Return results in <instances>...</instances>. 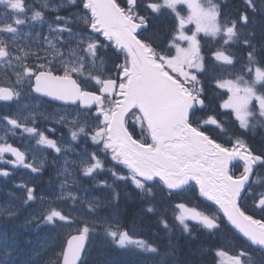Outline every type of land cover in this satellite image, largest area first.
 <instances>
[{"label":"snow or ice","instance_id":"6c2138e0","mask_svg":"<svg viewBox=\"0 0 264 264\" xmlns=\"http://www.w3.org/2000/svg\"><path fill=\"white\" fill-rule=\"evenodd\" d=\"M3 0H0L2 3ZM75 3V0H71ZM226 3L227 0H222ZM247 2V0H246ZM85 3V7H86ZM254 7V6H253ZM156 11V9H153ZM158 14V13H157ZM37 16L40 13L36 14ZM220 13L219 5L212 6V16L208 21L206 27L199 29L203 31L206 36H211L213 41L220 40V44L212 51L211 58L217 65H223L230 67L235 64V56L231 55L228 51V47L235 44L234 37H237L238 33L236 30V21H233L231 26L226 27L222 32L218 24ZM144 21L142 27L148 28L149 22L144 17H141ZM241 22L247 23L248 16L246 13L241 14ZM22 23V21L13 19L8 25H0V33H11L13 34V40L18 39V32L16 24ZM254 33H250L253 35ZM220 35L223 39H220ZM175 33L173 34L172 40L168 42L169 47L173 46L176 39ZM181 40L187 39L189 48L195 47V55L189 54L186 59V63L189 68H195L196 73L203 74L206 71L205 55L203 54V46L199 40L197 33L192 32L190 36H180ZM249 41L244 40L243 44L247 46ZM86 51L90 55H96V43L90 42L87 46ZM187 53L188 49H184ZM253 51L255 48L253 47ZM23 53V50L21 49ZM13 59L19 61L20 56L11 54ZM27 57V53H23ZM10 52L6 46L2 45L0 41V67H3L5 63L11 65L12 59H8ZM249 61L251 63L246 66V71L253 75L251 83L247 79L244 80V84L241 85L239 80H230L227 77L223 81L215 79L214 83L221 90L233 91L234 96V107L237 111L238 119L240 120V126L242 128L248 127V118L254 115L264 119V95H259L257 92L258 88L264 87V64H261L259 60L250 51L247 53ZM22 72H13L16 77L14 82L7 84H0V101L12 102L13 105H18L21 98V89L16 85H21L27 82L28 92L30 96L37 99V106L40 101H48L54 104L63 105L65 107H78L81 109L91 108V101L85 99V95L88 89L84 87L83 80L89 79V75L84 72V65H64L62 68H53L52 62L49 61L47 64L42 62L33 61L31 64L25 59L20 65ZM196 73H191L193 79L199 82V77ZM96 83L100 82L99 77L93 78ZM239 79H244L243 77ZM27 105H24L26 107ZM95 114V113H94ZM5 120H8L11 124L18 123L17 120L5 116ZM59 121H57L58 123ZM74 122V121H73ZM23 127V125H20ZM29 132L38 131L35 128H29ZM49 131L54 129L49 128ZM83 131V128L80 129ZM72 138L76 139V132H71ZM39 144L54 148L58 153L60 148L56 146V142L51 138L47 137L44 133L40 134ZM24 153H21L23 156ZM264 161V157H260ZM30 166V165H29ZM43 164H41V168ZM100 167L99 161L94 164H88L86 161H82L80 168L81 174L85 177L90 176L95 168ZM67 171V169H65ZM33 171H40V169L33 168ZM148 180L151 181L152 177L149 176ZM67 183V182H64ZM64 183L61 187H64ZM73 184H78V181H73ZM183 183H187L184 181ZM134 187L141 192L142 197L147 193L148 196L154 195L151 188H147L144 183L136 181L133 178ZM99 186V185H97ZM165 191L169 196L173 195L174 192L179 191L181 183H166L163 185ZM204 196V192L199 193ZM251 195V189L241 185L237 200L236 207L239 208L241 214L249 219L255 220L258 225L264 226V213L258 217L255 213L250 214L245 208V200ZM38 198L45 199V197H38L36 189L34 187H28L26 193V199L24 204L35 202ZM50 201H63L69 200L71 207H76V200L79 196L76 193H64L57 195L56 197H47ZM96 203L85 202L84 212H71L65 210L63 207H57L55 203H50L49 207L45 208L40 216H33V219H38L40 224L45 225L49 228L55 229V233L52 239L45 245V249L50 250L49 256L45 260L44 264H90L89 254L92 248L97 243V238L101 237L117 251H128L135 250L144 252L146 254H157L158 248L151 245L144 237L139 236L137 228V220L125 216L120 209L117 207L119 204V192L113 189V195L110 201L103 203L99 202V197H93ZM254 206L257 210L264 209V194L259 195V199L254 201ZM172 215L175 221L183 228L185 232L190 230V225L187 221H193L201 224L205 229L213 231L220 226L218 223L220 217L212 218L205 214L202 210L188 206L183 201L173 202ZM144 211L148 214H154L156 208L154 205H146ZM223 219L228 225L235 229L254 249H258L264 253V239H260L251 232L241 228L239 224L226 212H221ZM160 223L162 227L169 228L167 221L160 217ZM169 231L171 229L169 228ZM205 248L204 251H208ZM213 252V264H245V258H248V264H251V257L247 250L241 248L235 255L226 253L221 248L211 249ZM39 255V253L34 254ZM108 264H112L109 261ZM160 264H164V258H161Z\"/></svg>","mask_w":264,"mask_h":264},{"label":"rangeland","instance_id":"374dc122","mask_svg":"<svg viewBox=\"0 0 264 264\" xmlns=\"http://www.w3.org/2000/svg\"><path fill=\"white\" fill-rule=\"evenodd\" d=\"M157 1V0H156ZM258 4V0H251L255 4ZM82 0H75V3L71 2V0H34V3L31 5H27L24 0H3L2 5L0 6V25H8L10 21L13 19L22 21V23L16 24L15 27H17L18 32L16 35H18V39L13 40V34L11 33H0V41H2V45H15V49L10 50V56L8 59H12V64L9 65L7 63L4 64L3 67H0V84H7L10 81L14 82L16 77L13 75V72H22V69L20 65L23 63L25 59L29 61L31 59V56L38 60H33L35 62H42V63H48L51 61L54 63L53 68H62L64 65H84V72L85 74L89 75V79L83 80V85L85 88H90V90H93L92 88L98 87L100 85V82H102L105 77H110L112 75H117L115 73L117 71V66L114 63L112 67L103 66L104 60L102 61V55L104 54L103 50L108 51V47L103 44L101 41L100 35H97L96 33L91 32L90 28L95 24V21L90 20L89 16L85 13H82L83 5L80 3ZM260 2V1H259ZM151 4V0H136V6L135 10L139 12V22H142L141 17H144L145 19L150 18V11L146 9V5ZM161 6H159V13L155 15L153 18L148 20L149 22V28L144 33H141V38L144 39V44L149 45L154 51L162 50L165 52L169 58L166 60L165 64L170 67V69L173 72H180L182 75H185L186 71H189V75L191 73H195V68H189L188 64L186 63L187 56L189 54L195 55V47L194 51H192L191 48H188L187 46L183 45L184 42L188 41L187 39L181 40L180 36H190L192 32H199L201 33L199 29L206 27L205 22L202 23V20H200L204 15V10H198V6L196 5V11L191 12L190 11V19H193V21H185V22H179L178 20H174L171 22L169 27V22L165 19V15L161 11ZM260 3H259V11L261 9ZM126 9V7H125ZM67 10V11H65ZM134 10V11H135ZM127 11V9H126ZM37 13H40V15H36ZM50 13V17L47 15ZM69 13V14H68ZM131 12L128 14L130 15ZM70 15V18L68 16ZM50 18V19H49ZM195 19L198 20L195 22ZM255 23H257L256 20H254ZM254 21H250L249 24H241L239 21L236 22V30L238 33V38H247L246 35H248V31H251L252 23ZM36 25L37 32H39L37 35L33 34L34 26ZM144 23V21H143ZM197 24V25H196ZM202 25V27H201ZM175 33L176 39L173 43L172 47L167 46L168 42L172 40L173 34ZM262 34L264 35V32L262 31ZM251 36V35H248ZM62 37H67L64 39V44L62 43ZM151 38V39H149ZM199 38V36H198ZM220 39H223V36H220ZM60 42L61 45H57V42ZM90 42L96 43V55L92 56L89 54L88 51H86L87 46ZM255 43V42H254ZM264 43V41H263ZM164 46H161L163 45ZM220 44V40L218 39L217 46ZM58 46V49L56 47ZM203 49H207L206 45H202ZM249 48L253 45H247ZM255 53L257 54L261 49H264V47H254ZM23 50V53H27V57L23 55V53H18L19 51ZM184 49H188V52L186 53ZM253 51V48L251 49ZM11 54H14L16 56H20L21 59L19 61L13 59V56ZM31 55V56H30ZM109 59L111 57L109 56ZM236 63L241 64V59L236 58L235 64L232 65V72L241 74V71L236 68ZM243 64V63H242ZM227 67L220 65L217 66L216 72L213 74L214 79H220L223 81L225 77H227L230 80H234V75L228 71L230 70V67L226 69ZM99 77L100 82L96 83L93 78ZM190 78L193 80L192 75H190ZM202 80V78H201ZM27 85V82H24L21 85L16 86H25ZM218 89L222 91L223 93L227 94V98L223 100L222 107L224 109H227L233 119L239 120L237 116V111L234 107V96L235 93L233 91L228 90H221L219 87ZM30 104H34V106H37V102H32L30 100V103L25 101V97L22 99L20 98L19 104L14 105V108L19 111L21 118L20 120L22 122H25L27 119L34 118L38 112H36L34 109H30ZM24 105H27L24 107ZM39 105V104H38ZM74 117L72 118L71 115H69V112H65L62 116L59 115L57 118L59 121L62 119L63 122L65 120H72L74 121V125H78L80 122L78 121V111H73ZM71 114V113H70ZM17 116V117H20ZM54 118H56L57 114L53 113ZM71 116V117H70ZM17 117H13L17 118ZM92 117L90 116V119L84 122V126H88L89 130L93 132L95 131L94 123L92 122ZM61 122V121H60ZM240 122V120H239ZM262 123V122H258ZM11 124V123H10ZM14 124H11L13 126ZM233 126V125H232ZM232 131L229 132V134ZM229 134L225 136V139L220 138L219 140H222V143L226 145V142L230 141ZM5 136L3 135L1 140L3 141ZM89 146L91 149H89L90 155H85V157H81L78 159V161H86L88 164H94L96 161H99L100 166L98 168H95L93 173L89 176V184L93 183L90 187L93 189H97V192L101 193V201L100 203H103L105 201H110L113 195L112 188L115 184L121 185L123 188L124 185H127V180L119 173L118 170H114V173L111 171L110 166H108V161H103V157L111 156L109 153H105L103 149V140L101 139V158H98L97 151L100 148V140L92 139L90 138ZM61 150H67L62 147H60ZM31 153V151L26 148L25 156L28 157V155ZM72 156V154L70 155ZM61 161H63V164L71 163L72 159L70 158H64L62 155H60ZM21 162V169L22 171H28L32 174L36 173L33 171V168L37 169L41 167V160L39 159V156L37 153H34L32 158L30 160H20ZM115 164H117V161H113ZM112 164V163H111ZM110 164V165H111ZM30 165V166H29ZM65 170V168H63ZM35 178V177H34ZM72 178H66L64 179V182H67L68 186L64 185V187L60 186H53L49 190L43 192L42 195L45 197V199L38 198L35 202L29 203L27 205H23L19 203L21 199L24 201L26 199V193H27V185L28 182L31 180H26L25 182H22L19 184V192L17 194H11L7 199L2 201L0 203V218H7L8 216L12 215L16 212V210H19L20 212L27 213L29 215V218L33 219V216H40V213L47 207H49L50 203L53 201H50L47 199V197H56L57 195H62L64 193H76L80 200L85 201L87 199V202L96 203L97 201H94L92 198H84L83 191H86L85 195L88 193L86 189H82V187L79 184H73ZM97 179H101V188L100 186H97V184H94ZM107 182H112L113 185L110 186H104L103 184ZM88 184V185H89ZM33 186L32 184L30 185ZM70 186V187H69ZM153 193L157 192V196H144L143 197V205H140L139 210L141 213V216H152V214H148L144 211V208L146 205H154L156 208L155 214L158 216H161L160 211V204L162 200V196L157 190V187L151 188ZM97 195V194H96ZM39 196V197H40ZM65 202H68L69 200H63ZM18 202V203H15ZM65 210L71 211V212H84V207H71L70 203H66L64 206H62ZM156 224L159 222L160 225V218H154ZM37 220V219H33ZM142 221H145V218L141 219ZM55 231V229H53ZM139 236H144L145 233H142L138 231L137 233ZM14 241L6 240L5 235L0 234V264H8V252H11L13 250ZM104 247V241L101 240V252ZM197 250L196 246L194 245H186V248L184 250L185 253H189L190 251ZM201 253L203 251L201 250ZM125 255L132 256V257H138L142 255H146L144 252L135 251V250H128L125 251ZM201 255V254H199ZM145 257V256H144ZM149 257V256H148ZM164 257V253L161 254H154V256H150L149 259L139 258L140 260H135L131 263L127 264H160L161 258ZM124 264V263H120Z\"/></svg>","mask_w":264,"mask_h":264},{"label":"water","instance_id":"95a60500","mask_svg":"<svg viewBox=\"0 0 264 264\" xmlns=\"http://www.w3.org/2000/svg\"><path fill=\"white\" fill-rule=\"evenodd\" d=\"M90 2L94 5L98 17L99 12L101 14L99 10L106 13L104 17L106 19L101 21L113 26L120 41L125 43L137 62L138 74L131 79L127 102L116 113V120H113L109 128L110 138L115 141L128 138L123 126L124 117L135 104H139L159 144L157 154L142 155L144 168L140 169L141 152L139 151L126 152L123 154L124 160L127 158L126 155H131V166L136 167L137 169L134 170L145 180H148L149 176L158 177L165 184L180 182L181 188L191 182H198L205 194L203 197L212 202H218L223 194H228L232 204L226 212L241 228L245 226L247 230L246 223H248L250 227L247 231L264 239V230L242 219L236 207L238 191L241 185L246 186L248 175L244 180L235 182L230 181L227 175L228 167L239 160L245 162L246 156L241 153L226 154L188 127L187 121L192 110L191 97L184 95L176 83L162 76L159 68L158 71L146 62L147 53L124 29L128 22L124 21L111 0H90ZM129 144H132L130 140ZM184 181L187 183H183Z\"/></svg>","mask_w":264,"mask_h":264},{"label":"trees","instance_id":"16d2710c","mask_svg":"<svg viewBox=\"0 0 264 264\" xmlns=\"http://www.w3.org/2000/svg\"><path fill=\"white\" fill-rule=\"evenodd\" d=\"M264 5V0H262ZM256 21L254 27H252L251 30L255 32L257 38L261 37V41L263 43L264 41V35L262 34V31L264 32V18L261 15L256 14ZM257 40V39H256ZM236 43L232 45V51L233 53H238L242 50L244 52L243 54L238 53L239 57H241V63H243V74L241 77L244 79H241L239 83L241 85L244 84V80L247 79L249 83H251V80L247 77L246 73V66L251 63V61L248 60L247 53L250 52V48L252 47H244L242 48V45L239 43L238 40H235ZM260 41V42H261ZM264 47L263 45H261ZM253 55L259 60L261 64H264V50H261L259 53H255L254 51ZM260 91V95H264V87L258 88ZM259 136V134L256 135H249L248 138H250L252 141H254L255 137ZM146 221V222H145ZM144 222H141V218L137 220V228H140V226H143V230L149 232V230H154L155 225H152V221L146 219ZM148 222V223H147ZM147 228V229H146ZM0 229H3L6 236H9L15 243V247L13 248V256L17 262L23 261L26 259L28 250L34 246L35 243L38 241H50L53 237L51 234H47L44 232L43 226L40 224V222L32 225H25L21 223V218H0ZM150 233V232H149ZM48 249L42 250L41 254L37 256L35 259L27 260L24 264H44L45 260L49 256ZM188 260V264H191V258L190 256H187L186 258ZM90 264H97L98 258L95 257V259L89 258Z\"/></svg>","mask_w":264,"mask_h":264},{"label":"flooded vegetation","instance_id":"af4514ba","mask_svg":"<svg viewBox=\"0 0 264 264\" xmlns=\"http://www.w3.org/2000/svg\"><path fill=\"white\" fill-rule=\"evenodd\" d=\"M235 171H241V167H234L231 169V172L234 173ZM240 178V177H239ZM255 180H257L258 183H255ZM259 182H262L264 184V167H253L252 168V174H251V178H250V183L248 188L251 189V195L245 200V208L246 210L252 214L255 213L257 215V217L264 213V209H260L257 210L254 207V201L259 197L260 195V190H262L263 188H256L255 186L259 184ZM178 194V201H183L184 198H188L189 201L191 202V204H187L190 207L196 208L198 210H202L205 214H207L208 216L212 217V218H217L220 217L218 223L220 224V226L218 228H216L213 231H209L207 229H205L201 224H193L195 225V228L206 233L210 232V236L212 239L214 240H219L221 242H227L229 241V238L232 237V235H236L238 236L235 231L228 225V223L223 219L219 209L214 206L211 203H208L206 201H203L202 199L199 198L197 190L195 189V199H191V197L185 193L182 192H178V193H173V195L169 196L167 193V197L171 200L174 196H176ZM262 194H264V192H262ZM185 199V200H186ZM184 202V201H183ZM185 203V202H184ZM166 208V212L163 216V218H173L172 215V211L173 208L171 209V205L170 204H165L164 205ZM248 218V217H247ZM252 220V219H251ZM254 222H256L255 220H253ZM189 222V221H188ZM190 223V222H189ZM192 224V223H190ZM239 237V236H238ZM243 240V239H242ZM245 245L248 248H251L250 245L245 241ZM258 252V261H261V264H264V253L260 252L258 249H256Z\"/></svg>","mask_w":264,"mask_h":264},{"label":"bare ground","instance_id":"6f19581e","mask_svg":"<svg viewBox=\"0 0 264 264\" xmlns=\"http://www.w3.org/2000/svg\"><path fill=\"white\" fill-rule=\"evenodd\" d=\"M74 176H75V172L67 173V175L62 176L58 180V182L59 183H63L64 179L73 178ZM124 215L127 216V217H130V218H135L136 220H138L140 218H143V216H141L140 210H137V209L132 211L131 213H130V211L126 212V213H124ZM94 257H103V258L110 259L109 261H112V264H116L115 262L120 261L122 259V257L110 254L108 251H106V252L104 251V253L101 252L98 255H94Z\"/></svg>","mask_w":264,"mask_h":264}]
</instances>
